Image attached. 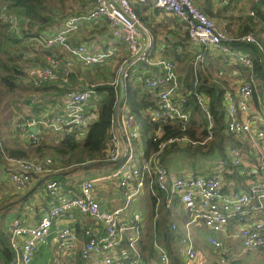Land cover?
<instances>
[{
	"label": "built area",
	"instance_id": "2783aa9c",
	"mask_svg": "<svg viewBox=\"0 0 264 264\" xmlns=\"http://www.w3.org/2000/svg\"><path fill=\"white\" fill-rule=\"evenodd\" d=\"M134 3H152L162 12L175 16L184 25L189 43L205 49L214 48L221 55L243 66L252 67L250 57L237 52L232 44H255L254 38L251 35L229 36L217 27L213 19L200 11L192 0H94V5L86 12L66 16L55 31H50L51 34L46 32L33 37L37 45L57 47L66 53L62 59L51 55L45 66L32 70L33 85L56 78L59 71L67 79L73 60H79L85 65H102L113 56L111 48L90 52L84 45H72L68 42L69 35L76 32L82 24L100 17L106 18L112 35L125 42L133 59L148 67L156 66L160 69L159 74L142 78L143 87L154 91L156 95V108L150 111L152 120L178 125L183 131L188 130L192 117L189 102L192 98L206 125L200 138L193 139L182 135L160 143L156 151H148L142 143L127 105L122 102L117 120L113 116L107 158L95 163L113 165L110 173L81 180L78 191L70 193L71 195L57 181L46 180L44 191L54 201L45 213L39 215L36 224L22 223L19 219L10 222L9 245L14 251L12 264H31L37 247L48 244L54 225L59 221L72 224L78 221L75 211L91 219L94 225L84 229L87 240L80 248L81 261H87L88 264H173L171 251L156 240L155 233L152 245L156 258H148L142 247L145 243V224L141 211L133 212L130 219L125 216L131 201L148 192L156 197L155 213L172 209L176 198L183 208L185 215L181 223L179 222L182 226L174 222L167 230L172 238L180 240L181 264H206L208 261L195 248L192 226H201L208 232L203 241L210 244L216 252L217 264H238L235 262L237 255L224 249L222 238H236L245 252L264 246V111L249 109L248 102L255 91L252 77L239 85L237 96L231 90L223 91L222 121L225 120L224 132L230 138L243 136L251 144L257 163L247 166L242 148L230 145L225 149L224 156L215 160L213 166L217 170H212L207 175L192 173L177 176L171 173L160 158L162 150L174 142H183L187 146L206 145L217 135L216 122L209 98L196 93V74L191 90H183L174 59L152 61L147 53L141 52L139 38L142 24L132 7ZM249 13L253 14L252 11ZM258 48L263 52L261 47ZM205 49L194 58L195 70L201 69L206 63ZM260 62L264 69V58ZM129 75L126 72L124 76L128 78ZM191 93L192 97H188ZM94 94V86L68 91L66 103L59 112L48 114L40 120L15 113L13 127L27 134L29 141L33 143L39 140V134L29 128L36 124H42L55 132H61L65 128L83 127L88 123L85 107ZM116 129L123 141L116 135ZM7 159L10 165L8 180L16 191L25 190L35 175H50L56 171L51 158ZM232 169H235L237 176L247 178L245 191L223 188L222 174ZM110 180L117 182L120 196L124 200L122 206L114 209L103 208L95 196L96 185ZM153 188L160 191V195ZM157 216L152 218V224L159 220ZM70 226L63 225L57 230L54 248L57 257L53 264H79L77 253L75 254L78 237ZM61 253L67 256L62 257Z\"/></svg>",
	"mask_w": 264,
	"mask_h": 264
},
{
	"label": "crops",
	"instance_id": "0c3cea01",
	"mask_svg": "<svg viewBox=\"0 0 264 264\" xmlns=\"http://www.w3.org/2000/svg\"><path fill=\"white\" fill-rule=\"evenodd\" d=\"M193 2L199 9L207 13L215 21L219 29L226 32L229 36L234 37L241 35L238 32L245 29V23L249 25L253 23L249 18L245 17L254 16L255 3L258 4L259 0H193ZM93 5L94 0H72L71 9L68 12H70L71 15H78L86 12ZM133 8L134 10L136 9L135 11L137 12L142 24L141 36L139 38L141 52L147 53L149 59L152 61L159 59H174L176 73L183 90H191L196 74L198 78L197 85L202 87V95L208 97L209 102H211L212 96L207 92L211 91L214 97L216 91L213 89L218 87L222 91L231 90L237 96L239 95V85L246 79L252 77L255 84V91L249 99V109H257L258 106L261 105L260 102L264 99V97H262V94H264V69L262 63L260 64L261 70L254 69L253 67H246L226 56L221 55L214 48L205 49L199 45L189 43L182 22L175 16L162 12L152 3H136L133 5ZM250 11L253 12L252 15H250ZM54 14L57 18H59V20L55 24L47 26L44 33L48 32V34H51L50 31H55L60 26L62 20L66 16H69L68 13H65L66 15L64 14L63 17H61L59 12L56 11H54ZM263 31L259 33V36L261 37V43L264 44ZM28 33L29 36L24 35L21 39L22 48H20L21 51H19L18 54V65L22 70V75L18 79V86L20 90L28 88V92L23 95L26 96L24 104L21 105L24 115L31 116L36 120H40L48 114L59 112L66 103V92L68 91H76L88 86L95 87L97 85L104 84H109L116 88L115 84H118L120 71L128 62L129 65L127 67V72H129V76L131 78L135 76V82L137 83L142 81L144 76L159 74L160 72V69L156 66L148 67L146 64L133 59L125 42L115 38L110 31L106 18L100 17L96 20L88 21L82 24L76 32L69 35L68 42L72 45H84L87 47V51L90 52H98L106 48H111L113 50V56L102 65H85L79 60H73L72 68L67 79H64L61 71H59L56 78L40 82L35 86L33 85V78L31 74L32 70L45 66L51 55L62 59L66 53L57 47L46 48L45 46L41 47L40 45L33 43L34 39L32 38L39 32L30 30ZM238 44L243 45L238 46L237 48L235 47L237 50H241L243 54L250 58L253 57L249 47H253L255 44ZM255 46L258 51L261 52L258 46ZM203 49H205L204 53L206 63L201 67V69L195 70L194 58L196 54L203 51ZM37 50L42 51V53H37ZM219 72L222 74H219ZM97 93L98 92L96 91V96ZM96 96L94 97L93 95L89 104L85 107V115L88 119L87 124L96 118L98 106V103L95 101ZM224 123L225 120H223V124ZM29 129L32 132L37 131L39 136L43 133L49 134L52 131L44 127L42 124H36ZM16 131L22 140L17 137V133L13 135L12 132L13 137H9L10 142H12L11 140L13 138V142L15 141L17 146L24 147V145L29 142L28 136L18 129ZM86 131V127H81L80 134L77 135V138L84 137ZM116 135L121 141H123V137H121L117 129ZM217 135L220 142L219 149L221 150L217 159L224 156L225 149L227 147L230 145H237L242 148L244 162L247 166H254L257 163L255 150L243 136H232L233 138H230V135H227L224 132L223 126L220 129L217 128ZM15 137H17V139ZM51 157L54 158V156H50L49 158ZM110 165L111 164L108 163L84 166L76 165L73 168L65 170V172H61V174L65 173L66 175L61 176L60 181L64 184V186H66L67 189L65 190L68 194L76 193L81 180L89 179L94 176L82 178L79 177L81 172H79L78 176L77 174L72 173L71 169L89 167V170L94 172L106 169L107 167L111 170V166L113 167V165ZM9 170L10 165L8 159L3 155V159L0 161V231H3L4 233H8L9 222L14 218H19L22 222H27L30 225L36 224L38 214L45 212L54 201L53 198L48 196L44 191L45 181L51 178L59 179V176L57 175L58 173H54L53 177L48 175H35L25 190L16 191L14 186L8 180ZM212 170L213 168L211 165L209 173ZM170 172L177 176H187L193 173L188 170L183 171L181 174L174 173L171 170ZM56 175L58 177H55ZM222 182L225 190L245 191L247 189L248 180L245 177L237 176L235 169H232L230 172L224 171L222 174ZM95 196L102 206H106V203L107 205L111 203L112 207L110 208L120 205L122 201L117 182L114 180L96 185ZM140 198H142V196ZM112 200H114V203ZM177 205L178 204L174 205L170 210H162L161 213H168L167 217L170 218V224L176 222L179 226H182V224H180L181 221H178V219L174 216L178 214L181 217V214H184L183 208L182 211H180L177 209ZM75 213L78 221L82 223L85 222L86 224L91 223L90 219H88V221L78 212ZM66 222L68 221H59L56 225H54L49 234L48 244L37 247L31 264H36L38 255H43L47 248L51 249V255L50 257L45 258L44 264H53L57 257L53 246L56 244L57 230L63 225H72L71 222ZM191 228L194 232L195 248L200 247L205 252L203 255L208 259L206 264H216V261L212 260L213 252L215 251L212 247L209 248L207 243L203 241L204 228L198 225L192 226ZM182 232L183 231L181 230V233ZM235 239L236 238H222V241L224 249L231 250L238 258L244 250L242 249L239 241ZM171 240H176L177 245L180 246V240L178 238H171L170 241ZM208 249H210V253H206ZM61 255L62 257L67 256L65 253H61ZM215 256L217 257L216 252ZM180 258L181 255L179 254L177 264L178 261L180 262ZM79 261L80 260L78 259V263ZM0 264H3L1 259Z\"/></svg>",
	"mask_w": 264,
	"mask_h": 264
},
{
	"label": "trees",
	"instance_id": "16d2710c",
	"mask_svg": "<svg viewBox=\"0 0 264 264\" xmlns=\"http://www.w3.org/2000/svg\"><path fill=\"white\" fill-rule=\"evenodd\" d=\"M58 1L60 2L61 5L65 2V0H58ZM3 3H5L4 5H6V7L9 8V10L22 13L23 20L20 22V27L25 36L26 35L29 36L28 32H30V30L39 32L38 34H35L34 37L43 35L42 33L46 31L45 28L47 26L53 25L59 20V18L55 16L54 11L49 8L48 0H0V5H2ZM192 3L194 4L193 0ZM134 4H132V7ZM4 5L2 6L3 8L5 7ZM199 10L202 11L201 9ZM254 11H255L254 16L245 17V18H249L250 21H252L253 23L250 25L245 23L246 24L245 29L239 31L238 33L241 34L239 36L251 35L255 40V45H258L259 47L261 46L263 53L259 52L254 44H251L254 45L253 47H249V50L252 52L251 54H253V57L250 58L252 60V67L254 69L261 70L260 61L262 58H264V44L261 43V37L259 36V33L262 32L264 29V0H259L258 4L255 3ZM45 12H49L51 13V15H45L44 14ZM67 13L68 15H71L70 12ZM203 13L209 18H211L207 13L205 12ZM60 15L61 17H63L62 14ZM1 33L2 32H0V52L3 50L4 47L3 41L1 39L3 37L5 39L9 38L6 37V34L1 35ZM9 36H11L9 38L11 43H15V45L16 44L21 45L22 40H20V37L19 38L16 36L13 37L12 34ZM33 43H35L34 40ZM238 43L239 42H234L232 45L236 48L238 46L243 45ZM37 51H38L37 53H42V51L40 50ZM13 57L14 58L10 59L9 66H5L4 64L1 65L0 63V67L2 69V74H0V77H2L1 80L7 86H9L10 89L14 88L15 86L16 87L18 86L17 80L22 75L21 67L18 65L19 56L17 52L13 54ZM201 88L202 87L198 86L196 88V93L202 94L203 91L201 90ZM124 89H125V97L123 102L127 105L130 116L133 118L135 124H137V122L139 121L143 125L144 131L147 132L149 136L147 143L144 145V147L148 149V151H156L158 149L159 144L166 141L167 139L176 138L182 135H187L193 139L195 138L193 132L194 130L183 131L181 127L178 125H171V124H166L163 122L152 120L150 111L156 108L155 92L152 90L145 89L142 85V81H139V83L135 82V76H133L132 78L128 76V78L125 79ZM94 90H96L97 92L106 91V94L104 98L98 103L96 118L89 123L88 127L84 126L87 128L84 137L77 138V135L80 134L81 127H76L71 129L65 128L61 132L51 131L49 134H44V133L40 134L38 141L34 143L29 141L26 143V145H24V147L22 146L19 147L17 146L15 141L13 142L14 140L13 138H12V142H10L9 139L10 136L15 135L16 133H17V137L21 139V137L19 136L16 130H12L13 135L11 134L8 136H5L4 134L2 135L0 133V161L3 159V155L6 156V158H13V159H29L32 157H33L32 159H44V158H49L50 156H54V158L51 157L53 158L52 159L53 168L56 170L54 173H58L57 175L59 176V179L51 178L47 180H55L58 183H60L65 189H67L66 186H64V184H62L60 181V177L66 174L65 173L61 174V172H65V170L73 168L76 165H91L97 162L99 163L104 159H106L108 155V139L111 136V124L114 115L113 109L118 95L119 85L117 84L116 88H114L109 84L97 85L94 87ZM213 90L216 91L214 97L211 91L207 93L211 94L213 98V99L211 98V102H209L210 109L212 111L213 117L216 122L215 126L216 128L220 129L223 126L222 117H224V114L222 112L223 104H222V96H221L223 91L218 87ZM192 95L193 93L189 94L188 97H192ZM189 103L191 105L190 106L191 114L192 116H194L196 113L199 112L198 108L196 107V104L193 102L192 98ZM195 122H199V121L191 117V124L193 126L195 125ZM203 125L205 127L206 124L205 121L201 119L199 126L203 127ZM17 137L15 138L17 139ZM216 137H218V135ZM164 151L165 148L162 150L160 154L161 159ZM220 152L221 150L218 149L217 154L220 155ZM112 168L113 167L111 166V169ZM54 173L48 176L53 177ZM57 175L55 177H58ZM153 191L155 192L156 189L153 188ZM156 193L160 195L161 192L157 190ZM145 197L149 198V202L144 207L142 206L138 208H132L130 207L129 204L128 210L125 211V216L126 218L130 219L134 214L133 212L139 210L141 211L142 213L141 218L143 217L145 224L144 227L145 243L142 245V247L146 251L149 259H155L156 253L152 245L153 233H155L156 240L158 242H162L169 250H170L169 243L173 241V240L170 241V239L173 236L170 234L169 231H167L168 229H170V218L167 217L168 213L154 212V204L156 197L153 196L151 192L146 193ZM121 200H122V204L116 207H120L124 204L123 198H121ZM176 204H179L178 198H176L175 201L173 202V206ZM104 208L114 209V208H107L106 206H104ZM146 209L149 210L148 214ZM39 215L40 214H38V217ZM155 215H158L157 218H159V220L156 221L154 224H152L151 221ZM83 217L86 218L87 220L89 219L85 216ZM14 219H19V218H14ZM10 222H9L8 233H4L3 231H0V259L2 260L3 264H12L14 259V251L11 249L9 245ZM90 222H91L90 224H86L85 222L82 223L80 221H77L74 223L75 225L72 224L70 226V228L78 237V243L75 246L77 259H79V252L82 244L87 240V238L84 235V229L87 228V226L90 227L94 226L92 224V220ZM240 257L241 256H238V258L241 260ZM172 258H173V264H177L178 259H175L173 254H172ZM238 258L235 260V262L239 260ZM179 263L180 262L178 261V264ZM79 264H88V263L87 261L80 260Z\"/></svg>",
	"mask_w": 264,
	"mask_h": 264
},
{
	"label": "rangeland",
	"instance_id": "374dc122",
	"mask_svg": "<svg viewBox=\"0 0 264 264\" xmlns=\"http://www.w3.org/2000/svg\"><path fill=\"white\" fill-rule=\"evenodd\" d=\"M71 1L72 0H65V2L62 5L58 0H48V3L50 9L64 15L65 13L67 14V12L71 9ZM4 4L5 3L0 5V13L3 10H5L4 13L0 15V32H2L1 35L6 34V37L10 38L11 36L9 35L12 34L13 37L15 36L18 38L20 37L21 40V37H23L24 35L20 27V22L22 21L23 15L22 13L9 10V8H7L6 5ZM3 5L5 6L4 8L2 7ZM44 14L51 15V13L49 12H45ZM9 38L5 39L3 37L1 39L3 41L4 47L3 50L0 52V63L1 65L4 64L5 66H9L10 59L14 58L13 54H15L16 52L17 54H19V51H21L20 49L21 45H17V44L15 45V43H11ZM40 46L43 47V45ZM236 51L241 52V50L239 49L238 50L236 49ZM0 74H2L1 67H0ZM1 78L2 77H0V133L2 135L4 134L5 136H8L11 135L12 130L15 129L13 127L14 126L13 117L15 116L14 114L15 113L24 114L21 105L24 104L26 96L23 95L24 93L28 92V88H24L20 90L19 86L17 87L15 86L14 88L10 89V87L7 86L1 80ZM105 94L106 91H98L96 96V91H95L94 97L96 96V100H95L96 103H99L100 100L104 98ZM262 97H264V94H262ZM260 103L261 105L258 106V108L255 110L256 112L264 111V99H262ZM192 117L195 120L197 119L199 122H195L194 126L190 123L188 126V130H194L193 131L194 137L200 138L203 136L204 128H205L204 125L203 127L199 126V123L201 122L203 116L200 112H198ZM136 127L140 133V137L142 138V143L145 145L148 141L149 136L147 132L144 131L143 125L139 121L137 122ZM216 136L217 135L215 134L214 139L208 141L206 145L203 146H199V145L187 146L183 142L182 143L174 142L168 144L167 147H165V151L162 155V160L164 165L167 167V169H170L171 171L177 174H181L183 171L188 170V171H192L193 173L207 175L209 173L210 166L214 165L215 159H217L218 157L217 150L220 148V142H219V138ZM212 168L213 170H217L216 166H213ZM71 172L77 174L78 176H79V172H81L79 177L86 178L98 174H109L110 168L107 167L106 169L92 172L91 170H89V167L88 168L81 167V168L71 169ZM141 196L142 198L140 199L137 198L131 201L130 207L132 208H138L142 206L144 207L149 202V198L145 197L146 193H143ZM113 201L114 200H112V202ZM121 204L122 201L120 205ZM105 205L108 208L112 207L111 203L108 205L106 203ZM177 209L182 211V206L178 204ZM148 212L149 211L147 210V214ZM174 216L176 217V219H178V221H182V219L184 218V214H181V217L178 214ZM207 234L208 232L204 230L203 238L204 236H207ZM169 244H170L171 254H173L175 259H178L180 254V246L177 245L176 240L171 241ZM207 245L209 248L212 247L208 243ZM53 246L55 248V245ZM197 249L199 253L205 254L202 248L198 247ZM206 253H210V249H208ZM75 254H76V250H75ZM50 255H51V249L47 248L46 251L43 253V255L40 254L38 255L36 264H44L45 258L50 257ZM240 258L242 262L239 259L237 261L238 264H264V246L259 248L258 250L241 253ZM215 259H216L215 252H213L212 260L214 261Z\"/></svg>",
	"mask_w": 264,
	"mask_h": 264
},
{
	"label": "water",
	"instance_id": "95a60500",
	"mask_svg": "<svg viewBox=\"0 0 264 264\" xmlns=\"http://www.w3.org/2000/svg\"><path fill=\"white\" fill-rule=\"evenodd\" d=\"M128 65H129V62L125 64V66L121 69L120 74H119V80H118L119 91H118V95H117L116 102H115L114 109H113V114H114L113 116L115 120H117L119 107L124 101V97H125L124 82H125L126 77L124 75L127 72ZM88 125L89 124H86L85 126L88 127Z\"/></svg>",
	"mask_w": 264,
	"mask_h": 264
}]
</instances>
